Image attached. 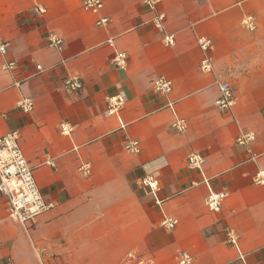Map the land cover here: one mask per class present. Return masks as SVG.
<instances>
[{
  "label": "crops",
  "instance_id": "obj_1",
  "mask_svg": "<svg viewBox=\"0 0 264 264\" xmlns=\"http://www.w3.org/2000/svg\"><path fill=\"white\" fill-rule=\"evenodd\" d=\"M101 1L86 12L82 0H0V38L9 43L0 55V137L17 132L54 205L28 237L0 195V264H124L129 253L176 264L182 252L192 264H264V184L254 181L264 171V0H160L154 9ZM248 18L253 30L243 26ZM50 32L60 50L47 46ZM200 39L210 41L207 52ZM116 52L127 55L126 70L112 65ZM205 56L210 72L200 69ZM10 61L15 70H3ZM157 77L171 81L168 96L154 91ZM72 78L81 88L68 92ZM220 81L233 92L230 111L216 106ZM120 94L124 107L106 116L107 99ZM22 99L33 101L29 114L17 108ZM176 118L186 121L182 133ZM61 124L72 131L62 134ZM241 133L254 140L237 144ZM128 141L139 142V154L124 149ZM193 153L199 170L188 166ZM84 164L89 176L79 172ZM147 177L157 180L155 196L141 185ZM209 190L224 196L218 212L206 207ZM163 217L177 220L174 230L160 228Z\"/></svg>",
  "mask_w": 264,
  "mask_h": 264
},
{
  "label": "built area",
  "instance_id": "obj_2",
  "mask_svg": "<svg viewBox=\"0 0 264 264\" xmlns=\"http://www.w3.org/2000/svg\"><path fill=\"white\" fill-rule=\"evenodd\" d=\"M160 0H145V6L150 9H154ZM82 9L86 12L89 11H100L102 9L101 0H82ZM33 13L36 16H43L45 10L40 6H35L33 8ZM165 16L163 14H158L154 20L153 24L155 28L163 31V23ZM109 22L108 18H101L96 22V26H105ZM243 26L248 30L254 29L253 19L248 18L243 21ZM47 46L52 49L60 50L63 41L56 34L50 32L46 36ZM111 43V40H108ZM164 43L167 46L173 45V36H165ZM200 49L203 52H207L210 46V41L200 39L198 40ZM9 48V43L0 38V55H5ZM127 55L123 52H116L113 56L111 63L119 70H126L127 68ZM16 68V62L10 61L6 63L2 69L6 71H13ZM37 69H40L37 66ZM200 69L203 72H210L211 65L210 59L205 56L200 62ZM64 89L68 92H75L81 88V84L77 78L66 79L64 82ZM219 97L216 101V106L221 111H230L234 105V95L227 82H217L216 83ZM152 87L154 91L162 96H168L172 91L171 81L163 78L157 77L152 82ZM126 98L124 95H117L110 97L106 101V116L116 115L125 105ZM173 103H168L167 108H172ZM17 108L25 113L29 114L33 110V101L30 99H22L17 104ZM172 128L177 133H182L186 130V121L184 119L176 118L172 123ZM60 129L62 134L68 135L72 129L68 128L66 125L61 124ZM254 140V135L251 133L243 134L241 133L236 138V143L242 146H246ZM124 149L130 154H139L140 144L138 141H128L124 145ZM188 166L191 169L199 170L203 164V159L200 155L193 153L188 156L187 159ZM46 165L53 166L51 161H47ZM79 172L84 176L90 175V165L84 164L79 168ZM206 183V180H203ZM256 184H264V171L258 172L255 177ZM143 187H147L150 192L155 196L157 192V180L153 177L144 178L141 182ZM0 195H2L7 204V211L9 219L18 224L23 232L29 237L30 230L32 229L35 220L38 216L53 209L54 205L52 203H47L44 201L40 189L35 181L33 175V169L27 162L23 155V152L19 145V138L17 132H8L0 137ZM223 194L216 193L209 190L208 197L206 199V207L211 212H218L221 207V202L223 200ZM156 204L159 205L160 201L156 199ZM177 220L170 217H163L160 222V228L172 231L177 226ZM228 242L237 247L238 236L228 230L226 232ZM241 261L244 260V256L239 255ZM124 264H154L152 260L139 256L135 253H129L125 259ZM176 264H192V257L186 253L182 252L178 256Z\"/></svg>",
  "mask_w": 264,
  "mask_h": 264
},
{
  "label": "rangeland",
  "instance_id": "obj_3",
  "mask_svg": "<svg viewBox=\"0 0 264 264\" xmlns=\"http://www.w3.org/2000/svg\"><path fill=\"white\" fill-rule=\"evenodd\" d=\"M42 252V251H41ZM35 264V263H34Z\"/></svg>",
  "mask_w": 264,
  "mask_h": 264
}]
</instances>
